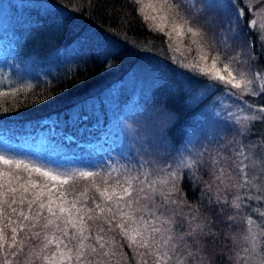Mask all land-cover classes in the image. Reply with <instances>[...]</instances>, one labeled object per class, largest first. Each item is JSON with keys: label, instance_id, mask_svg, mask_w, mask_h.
I'll use <instances>...</instances> for the list:
<instances>
[{"label": "snow or ice", "instance_id": "6c2138e0", "mask_svg": "<svg viewBox=\"0 0 264 264\" xmlns=\"http://www.w3.org/2000/svg\"><path fill=\"white\" fill-rule=\"evenodd\" d=\"M134 2L149 30L167 37L173 63L190 73H180L187 81L186 105L197 108L209 96L216 99L186 129L180 149L165 132L145 130L147 125L121 130L98 121L77 128L76 135L61 133L52 151L66 157L75 145L76 150L103 152L111 165L101 161L97 169H72L10 149L0 153V264H128L125 245L135 264H204L192 245L212 232L206 213L217 207L221 212L233 209L230 228L241 213L246 217L244 230L232 237L230 264H264V182L258 183L261 176L254 171L259 161L264 173V137L241 144L234 156L218 154L211 163L204 161V152L189 148L201 139H220L204 133L205 121L215 126L214 133L235 125L250 130L255 122H264V106L244 100L264 98V67L248 39L256 34L264 50V21L258 20L264 8L257 10L253 0H245L252 18L249 32L241 33L245 10L239 0ZM230 6L239 9L231 20ZM29 90L15 85L0 90V114L25 105L21 97ZM130 114L143 116L145 109L134 105ZM167 116L175 122L174 114ZM88 119L87 112H76L72 126ZM91 131L99 136L79 139ZM109 141L113 146L105 149ZM185 176L201 191L196 207H185L186 199L179 196ZM81 180L87 183L78 188Z\"/></svg>", "mask_w": 264, "mask_h": 264}, {"label": "trees", "instance_id": "16d2710c", "mask_svg": "<svg viewBox=\"0 0 264 264\" xmlns=\"http://www.w3.org/2000/svg\"><path fill=\"white\" fill-rule=\"evenodd\" d=\"M14 1L44 5L47 8L45 13L47 20L38 25L19 20L20 26H17L15 36L20 47L13 55L15 62L8 66L2 65L4 67L0 70V90H7L12 85L30 90L26 96L21 97L25 100V105H17L11 111L0 114L1 131L9 128L11 135L16 134L14 139H19L21 135L18 133V128L26 122L36 125L44 121L43 125L47 126L53 120L58 121L66 117L71 110L86 112L89 104L102 99L124 80L140 59H153L156 62L155 70L159 72L161 79L158 84H164L154 87L159 96L147 101L145 115H137L135 121L139 124V128H145L147 125L154 132H165L173 145L182 141L183 133L178 128L188 113V111L180 112L183 109L181 107L183 95L172 96L164 92L167 86L163 88L169 81L182 85L176 64L166 59L163 53L147 50L152 44L168 47V39L163 34L149 30V23L138 14V5L134 0H0V4L13 5ZM262 5L264 4H254V6ZM226 12L229 20L237 14L236 7L231 6ZM245 18L246 15L240 28L241 33L249 32ZM58 23H61L62 27H57L56 33H49L47 27L51 25L55 27ZM32 26L33 35L30 32L24 34L28 27ZM44 31L48 33L44 36L40 35L39 42L30 41L32 36ZM80 34H86L88 38L76 52L65 54V58L52 63L43 60V54L47 51L46 47L44 48L46 44H50L48 49L65 48ZM248 39L255 43L253 52L259 56L260 66L264 67L263 52L258 37L250 33ZM38 45L41 46L40 49ZM0 48H3L5 53L6 39H0ZM192 54L195 52L193 51ZM158 63L162 65L159 66ZM262 99L253 103L264 104V98ZM167 113L174 114L176 117L174 123L170 122ZM148 117H151V120ZM141 121L144 122V127ZM11 126H16V130ZM230 130L215 142L222 147L213 152L202 151L205 153L204 161L211 163V158L218 154L220 157L234 156L236 148L241 144H247L248 141L255 142L264 137V122L263 125L260 121L255 122L250 130L245 129V133H238L236 128ZM70 133L76 135L77 128ZM53 136L55 135L51 134L52 138ZM79 139L83 140V137ZM207 148L211 149V146ZM225 148L229 150L226 152ZM133 154H135L134 149ZM97 168L96 165L93 169ZM207 178L205 176V179ZM86 183L83 181L77 187H82ZM203 183L204 180H201L200 185L202 186ZM181 190L179 196L186 199L185 207H196L200 204L201 191L199 187H193L187 176L184 177ZM204 204L207 207L206 201ZM206 214L212 220V232L202 237L198 244L192 245V251L199 252L204 264H230L228 253L234 248L232 237L244 230L246 226L244 214L241 213L237 217L239 223L232 225L231 228L229 227L231 222L228 220V216L233 214L231 207L225 208L223 212L218 207L209 208ZM124 252L128 256V264H135L132 253L126 245Z\"/></svg>", "mask_w": 264, "mask_h": 264}, {"label": "rangeland", "instance_id": "374dc122", "mask_svg": "<svg viewBox=\"0 0 264 264\" xmlns=\"http://www.w3.org/2000/svg\"><path fill=\"white\" fill-rule=\"evenodd\" d=\"M148 2L149 0H143V3L145 4ZM254 4L255 0H253V7L257 10H259L260 8H264V5L254 6ZM239 8L245 10V15L247 17L245 18V20L248 23V20L252 18V15L251 12L248 11V6L245 3V0H239ZM236 10L238 12L239 9L236 8ZM46 11L47 8L44 7V5L34 3L23 4L19 1H14L13 5H6L5 3L0 4V39H6L7 42L5 53L3 48H0V70H2L4 67L2 65L5 64L6 66H8L15 62L13 55H15L16 50L20 47L17 41V36H15L17 34L16 28L17 26H20L19 20H22L23 22L26 21L29 24H42L45 19L47 20V17L45 16ZM258 20L264 21V16L258 17ZM31 28H33V26L28 27L24 34H28L30 32L33 35ZM47 28V30H49V33H56L58 30L57 26L54 27V25H51ZM47 33L48 31H44V33H40L37 36H32V39L30 41H32L33 43H37L39 42L40 35L44 36ZM94 35L97 38V35ZM164 37L167 38L166 36ZM85 38H88L86 34H80L74 39L71 44H68L65 48L52 47L48 49L50 44H46L44 48L46 47L47 51H45L43 54V60L48 63H52L58 59L65 58L66 55L76 52L77 48L83 43ZM187 42L188 40L187 38H185L184 44H186ZM38 47L40 49L41 46L38 45ZM147 50L163 53V56L166 59L172 61V53L169 52L168 47H163L160 44H152V47ZM262 52L264 63V50H262ZM148 60L140 59V61L135 64V67L133 68L131 73L124 80L119 82L102 99L94 101L86 107V112L89 116V119L86 123L77 124L76 127H73L72 116L78 111L71 110L66 117L60 118L58 121L53 120L51 124H48L47 126L43 125L44 121L36 125L32 122L24 123L18 128V133L21 135L19 139H14V137H16V134L11 135V132L8 130L9 128H4L1 131L2 128L0 127V153H3L4 151L10 149L17 153H26L30 158L34 160H39L41 162L49 160L50 162L60 163L64 167L72 169H93L96 165L98 166V163L101 161H104L106 164L111 165L112 162L110 163V160H106L103 152H100L99 154L95 152H82L81 150H76L75 145H72L68 149L66 157H63L58 156V154L54 153L52 151L51 145L59 141L61 133L68 134L74 128L75 130L76 128H81L80 126H84L83 128H91V126L97 124L98 121L103 125L104 128H108L111 125H117L121 130H126L128 127H138L139 124L135 121L137 115L130 114V109H132L134 105H140L145 109V111H147L145 106L147 101H150L151 99L153 100L155 96H159L157 95L158 91H156L154 87H160L161 84H164H158L159 82H161V79L159 77V72L155 70V60ZM158 64L159 66L162 65L160 63ZM176 67L178 77H180L181 79L180 84L182 85H176L174 82L169 81V83L163 86V88L167 86V88L164 89V92H168L170 95L175 97L177 94H182L183 104L181 103V107L183 109L180 112L184 113V111H188L186 118H183L184 120L180 122V126L178 128L180 129V132L183 133L182 141L174 145L176 149H180L184 144L186 129L189 126H192L197 120L202 119V111L211 106L216 98L213 96H209L197 108H191L187 106L185 103L187 98V93L185 91L187 81L184 80V76H181L180 73H184V75H190V73H187L185 69L178 67L177 64ZM244 100L255 102L262 101L263 99L259 97L245 96ZM253 104L264 106L263 102H261V104ZM80 113L82 114L84 112ZM141 123L144 127V122L141 121ZM203 123L204 133L206 135L219 134L221 139L224 134L229 131L228 129H217L216 133H214V125L207 123L206 121ZM260 123L263 125V122ZM64 126L67 127L64 128ZM11 127L16 130V126ZM232 128L238 129V133H245V129H247L244 127H240L239 125H235ZM148 129L149 128L147 126L145 130ZM51 134H54L55 136H53L52 138ZM98 136V131L85 132L84 136H82L83 140L81 141L87 142L89 140H94ZM215 142H218V140L209 142L201 139L195 148H192L191 146H189V148L193 152H202L205 150H212L213 152L214 150L222 147L221 145H216L217 143ZM125 143H130V141L126 140ZM249 143H251V141L247 142V144ZM111 146L113 145L111 141H109V144L105 145L104 147L105 149H107ZM207 146H211V149H208ZM249 151L252 150L249 149ZM259 169L260 163L259 161H257L254 171L257 175L261 176V181H258V183L264 182V173H261ZM82 182V180L77 182V185ZM261 207H264V204H262ZM253 216H255V214H253ZM243 217L245 223L246 217L245 215Z\"/></svg>", "mask_w": 264, "mask_h": 264}]
</instances>
